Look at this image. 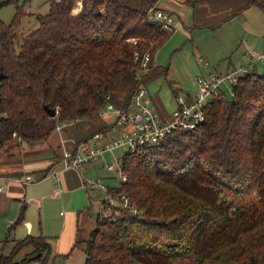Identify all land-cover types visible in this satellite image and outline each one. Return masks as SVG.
<instances>
[{"label":"trees","instance_id":"1","mask_svg":"<svg viewBox=\"0 0 264 264\" xmlns=\"http://www.w3.org/2000/svg\"><path fill=\"white\" fill-rule=\"evenodd\" d=\"M75 1L50 0L18 49L24 12L16 9L9 23L0 20V147L13 134L46 140L45 117L51 123L90 121L127 76L131 93L140 76L146 82L157 69L150 60L140 71V54L153 58L171 33L148 18L154 0H81L73 10ZM10 2L0 0V6ZM247 3L264 12V0ZM230 92L212 99L197 127L123 153L125 180L111 190L129 197L137 211L113 218L97 212L88 236L73 242L85 245L82 264H264V70L241 73ZM45 106L57 113L49 116ZM113 122L94 131L88 124L76 142ZM25 206L22 201L12 226ZM11 247L0 253V264L49 262L51 246L42 234Z\"/></svg>","mask_w":264,"mask_h":264},{"label":"rangeland","instance_id":"2","mask_svg":"<svg viewBox=\"0 0 264 264\" xmlns=\"http://www.w3.org/2000/svg\"><path fill=\"white\" fill-rule=\"evenodd\" d=\"M180 1L177 5L186 6L187 12L179 10L173 14L175 29L169 32L167 40L151 57L157 69L145 82L149 93L154 97L158 95L166 103L167 110H172L174 106V93L191 92L196 87L195 76L207 75L211 68L225 72L227 68L235 70L234 67H240L242 73L252 67L258 71L264 70L262 60L253 61L251 58L253 50L264 53V12L257 5L247 3V0ZM49 3L50 0H12L0 6V20L3 23L13 20L16 9L24 12L19 17L16 29L17 49L22 36L38 27V16L48 12ZM256 55L253 53L254 57ZM199 57H204L209 66H203L198 61ZM228 64L229 67L226 66ZM148 66H142L140 71L145 72ZM130 82L131 78L127 76L119 88L110 91L104 107L90 117V121L74 118L51 123L45 117L41 126L43 130L49 129L46 140L28 141L13 134V138L0 147V168L4 169L3 173L9 171L4 167H17L19 162L28 158H43L40 156L45 155L48 146L62 153L59 147H54L55 143L65 140L69 145L73 143V135L75 139L84 137L86 124H90L91 131H94L104 123L113 122L129 96ZM230 88L229 84L222 85L228 96L231 94ZM194 90L192 92L195 93ZM56 125H61V128L57 130ZM125 151L127 149L124 147L116 148L111 153H105L102 160L88 164L80 171L72 167L62 168L60 172L65 169L76 171V176L67 174L69 182L58 183L50 172L37 181H31L28 175L29 182L19 183L21 187L12 189L6 202L0 206V253L9 254L15 240L42 234L48 238L51 246L48 264H82L85 245L83 242L75 243L73 247L74 239L82 240L88 236L95 225L97 212L109 214L114 210L103 208L102 200L106 193L118 194L111 189L119 185L120 178L116 170H108L105 164L114 163V156L120 157ZM55 167L61 168V162H57ZM12 180L10 178L9 181ZM95 181L96 186L93 185ZM19 197L25 199L26 206L23 218L12 226L21 210ZM6 236L7 243L2 246ZM28 249L31 247L21 249L15 255V260Z\"/></svg>","mask_w":264,"mask_h":264},{"label":"built area","instance_id":"3","mask_svg":"<svg viewBox=\"0 0 264 264\" xmlns=\"http://www.w3.org/2000/svg\"><path fill=\"white\" fill-rule=\"evenodd\" d=\"M81 2V0H76L73 10L78 9ZM147 13L148 18L160 23L164 31L172 32L175 29L174 17L171 12L168 13L164 9L153 6L147 10ZM253 53L257 54L256 59L262 57L255 51ZM134 55L135 58L139 57L136 52ZM140 59L141 66L146 68L151 56L148 52H144L140 54ZM198 61L203 66H209V62L204 57H199ZM241 73L239 69L220 72L211 68L207 75H196L194 79L195 93L187 98L176 99V105L166 114H162L156 109L152 96L145 86L144 78L140 76L130 93L129 103L116 115V119L110 127L102 131H95L89 137L81 139L71 146H64L58 159V162H61V168H57L53 164L49 166L47 174L50 172V175L55 177L64 167H72L80 171L86 165L102 160L105 153H111L116 148L124 147L127 151L133 152L143 146L157 144L161 139L172 134L173 130L197 127L204 121L205 107L213 101V98L219 97L224 92L222 85L232 86ZM60 128L61 125H56L57 130ZM121 156L115 155L114 163L105 164V166L108 170H116L120 180L124 181L125 174L121 165ZM27 178L19 177L18 179L27 181ZM6 180L4 175H0V193L5 189ZM96 184L95 181L93 185L96 186ZM102 203L103 208H107V211L114 209L109 214L105 211L99 212L103 217L113 218L121 214V211L130 210L133 213L137 211L129 197L123 193H118L115 196L106 193Z\"/></svg>","mask_w":264,"mask_h":264},{"label":"crops","instance_id":"4","mask_svg":"<svg viewBox=\"0 0 264 264\" xmlns=\"http://www.w3.org/2000/svg\"><path fill=\"white\" fill-rule=\"evenodd\" d=\"M179 1L180 0H154L153 4L150 7L155 6L156 8H161V9H164L165 11H170L172 14L177 13L179 10L180 11H186V9H187L186 6L182 7L180 5H177V2H179ZM180 3H182V1H180ZM143 4H144L145 8L148 7L146 2ZM137 5H139V1L137 2ZM150 7H148V9ZM253 51H255V50H253ZM253 51L251 54L252 60L256 59V57L253 56ZM258 54L262 55V57L258 58V59L262 60L261 62L263 63L264 62V53H258ZM253 61H255V60H253ZM226 66L229 67V64ZM234 68L236 69V67H234ZM239 69H242V68L239 67ZM224 71H234V70H229L227 68V70H224ZM194 89H196V87ZM192 91L191 92L187 91L185 93L182 92V94H180L179 92L174 93V96H173L174 106L177 103L176 99L187 98L188 96H191L194 93ZM151 96H152V99H153V102L155 104L156 109H158L160 113L166 114L170 111V110H167L166 103L164 101H162L161 98L158 97V95H156L155 97L153 95H151ZM87 125L88 124L84 125L83 130H85ZM58 138L61 140L60 137H58ZM58 138H57V140H58ZM62 140H64V139L62 138ZM76 140L77 139H75V136L73 135V143L68 145L69 142L64 140V141L55 143L54 147H56V148L59 147L62 150V148H64V146H71L72 144H74L76 142ZM47 149L48 150L46 151L45 155L40 156V157H43L41 159H39V158L29 159L28 158L27 160H23L21 163L19 162V165H17V167H4L5 169L9 170L8 173H3L4 169L0 168V175H4L7 178V180L5 182V189L3 190L2 193H0V206L6 202V199L8 198V193H11L12 189L17 190L19 187H21L20 186L21 184H19V183L29 182V180H27V181L20 180V179H18L19 177L23 178V177H28V175H29V176H31V178H30L31 181H33V180L37 181V180H40V179L46 177L47 172L49 171V166H51L53 164L55 165L58 162V159H59L58 156L61 155V153L56 152L55 148L50 149V147L48 146ZM52 156L55 158L58 157V159L56 158V160H55V158H52ZM45 169H48V171L46 172L45 176H43V173L41 171L45 170ZM67 174H73L74 176H76L77 173L74 169H65L64 172H59L54 178L56 181H58V183L69 182L70 179H69ZM10 178L13 180L9 181ZM14 195H17V194H14ZM14 199H16V198H14ZM19 200L21 202L25 201V199L23 197H19Z\"/></svg>","mask_w":264,"mask_h":264},{"label":"water","instance_id":"5","mask_svg":"<svg viewBox=\"0 0 264 264\" xmlns=\"http://www.w3.org/2000/svg\"><path fill=\"white\" fill-rule=\"evenodd\" d=\"M45 109H46V113H48L49 116H51V117L54 116L55 110L53 108H50L48 106H45ZM37 255H39V253ZM33 258H36V256H34Z\"/></svg>","mask_w":264,"mask_h":264}]
</instances>
